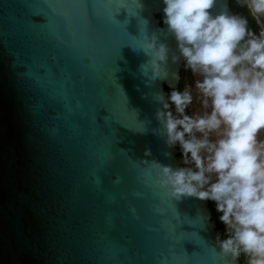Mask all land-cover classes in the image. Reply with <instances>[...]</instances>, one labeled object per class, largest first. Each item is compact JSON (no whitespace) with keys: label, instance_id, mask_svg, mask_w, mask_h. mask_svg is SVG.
<instances>
[{"label":"water","instance_id":"water-1","mask_svg":"<svg viewBox=\"0 0 264 264\" xmlns=\"http://www.w3.org/2000/svg\"><path fill=\"white\" fill-rule=\"evenodd\" d=\"M164 7L0 0V264H232L208 200L157 183L187 166L158 98L192 81Z\"/></svg>","mask_w":264,"mask_h":264},{"label":"clouds","instance_id":"clouds-1","mask_svg":"<svg viewBox=\"0 0 264 264\" xmlns=\"http://www.w3.org/2000/svg\"><path fill=\"white\" fill-rule=\"evenodd\" d=\"M163 23L177 41L185 67L201 79L195 89L203 113L189 116L191 91L173 90L156 113L166 142L177 143L186 167H162L157 183L173 197L215 202L226 237L220 255L264 264V0H236L260 26L210 9L215 0H162ZM165 60L167 48L145 45ZM170 102V103H169ZM174 105L175 115L170 110ZM214 137V138H213ZM159 167V166H158Z\"/></svg>","mask_w":264,"mask_h":264},{"label":"trees","instance_id":"trees-1","mask_svg":"<svg viewBox=\"0 0 264 264\" xmlns=\"http://www.w3.org/2000/svg\"><path fill=\"white\" fill-rule=\"evenodd\" d=\"M234 2H235V0H229L230 7L233 10V12H234L235 15H240L239 12H238V10H236L234 8ZM249 17L251 19V22L253 23L252 27L254 29L255 35H259V32H260L259 26L255 22V19L252 18V16L250 15V13H249ZM169 95H170V92H168V96ZM177 148H178V155L181 156V148H180L179 144L177 145ZM208 205H209V207L211 209L212 219L217 222L216 229L219 230V228H221V226H219L218 224H221V223H220V220H219V217H218V212L216 211V207H215V205L213 204V202L211 200H208ZM238 260H239V263L240 264H245V262L243 261V259L241 257Z\"/></svg>","mask_w":264,"mask_h":264},{"label":"flooded vegetation","instance_id":"flooded-vegetation-1","mask_svg":"<svg viewBox=\"0 0 264 264\" xmlns=\"http://www.w3.org/2000/svg\"><path fill=\"white\" fill-rule=\"evenodd\" d=\"M236 1V0H235ZM240 8L238 9L239 14L242 17H245L248 21V27L249 29L254 33V29L252 27L253 23L251 22V19L249 17V11L247 10L246 7L240 6L238 5ZM236 9V8H235ZM255 34V33H254ZM181 82V81H180ZM179 82L178 87L176 89V91H184L185 88L182 87L181 83ZM187 109L188 107L185 109V114H187ZM170 110L173 112V114L175 115V109H174V105L170 104ZM213 202V201H212ZM213 204L215 205V202H213ZM222 215V213H218V217ZM215 223L217 224V222L215 221ZM222 224V222H220ZM218 224L219 226H221V228H219L220 232L222 233V235L224 236V238L226 237V233H225V226L222 224ZM241 258L243 259V261L245 262V257L243 255H241Z\"/></svg>","mask_w":264,"mask_h":264},{"label":"bare ground","instance_id":"bare-ground-1","mask_svg":"<svg viewBox=\"0 0 264 264\" xmlns=\"http://www.w3.org/2000/svg\"><path fill=\"white\" fill-rule=\"evenodd\" d=\"M264 19V18H262ZM193 74V73H192ZM201 79L198 75H193V85H192V104H193V114H200L205 111V109H202L200 99H199V94L195 89V81ZM214 138V137H213Z\"/></svg>","mask_w":264,"mask_h":264},{"label":"rangeland","instance_id":"rangeland-1","mask_svg":"<svg viewBox=\"0 0 264 264\" xmlns=\"http://www.w3.org/2000/svg\"><path fill=\"white\" fill-rule=\"evenodd\" d=\"M193 75H194V74H192L191 90H190V91H191V94H192V85H193ZM192 115H193V104L191 103V116H192ZM261 135L264 136V133H261Z\"/></svg>","mask_w":264,"mask_h":264}]
</instances>
